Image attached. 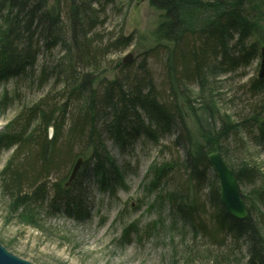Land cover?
Wrapping results in <instances>:
<instances>
[{
  "label": "trees",
  "instance_id": "16d2710c",
  "mask_svg": "<svg viewBox=\"0 0 264 264\" xmlns=\"http://www.w3.org/2000/svg\"><path fill=\"white\" fill-rule=\"evenodd\" d=\"M116 1L0 0V81L34 77L44 83L50 75L63 89L23 108L0 133V151L13 149L0 173V192L9 199L10 213L28 226H37L36 214L43 207L52 215L86 217L84 172H91L105 187L120 182L127 172L126 164L120 166L111 156L109 141L124 153L142 138L155 145L171 140L182 156L175 162L154 164L143 187L154 191L163 183L171 184L173 190L165 197L159 194L158 201L167 199L175 220L189 224L209 246H238L247 253L246 264H264V175L247 162L232 165L226 144L231 139L237 143L241 136L264 151V77L241 86L246 96L241 115L223 114L216 130L200 127L203 144L195 145L180 104L186 103L193 114L195 106L215 113L212 95L203 86L217 74L250 67L260 57L264 35L261 42L251 40L258 28L264 32V25L247 20L246 5L240 0L206 4L202 0H150L162 12L154 31L158 45L144 53L138 67L116 62L110 80L97 75L102 59L133 43L124 34L98 41L101 37L96 31ZM196 8L209 14L208 18L189 26ZM57 49L63 56L50 68L45 58ZM162 50L163 68L171 81L167 80L166 87L158 84L144 62L157 61ZM41 58L44 64L36 76ZM84 68L89 73L80 71ZM189 85L199 90L190 97ZM213 152L222 154L240 187L252 188L246 196L242 194L249 212L245 220L232 217L222 204L220 181L208 160ZM79 158L84 163L70 182ZM205 188L208 194L201 197ZM137 229L129 226L124 243L132 240Z\"/></svg>",
  "mask_w": 264,
  "mask_h": 264
},
{
  "label": "rangeland",
  "instance_id": "374dc122",
  "mask_svg": "<svg viewBox=\"0 0 264 264\" xmlns=\"http://www.w3.org/2000/svg\"><path fill=\"white\" fill-rule=\"evenodd\" d=\"M202 1L206 4L210 0ZM240 1L246 5L244 11L249 15L247 20L253 25L257 23L263 26L264 0ZM195 11L189 26H197L199 20L206 21L208 18L209 14L205 15L204 10L196 8ZM161 14L150 4V0H117L108 7L106 22L96 31L101 37L98 41L103 38L106 42L124 34L133 38V43L122 52L103 58L97 75L111 80L115 74V63L123 62L129 54H132V62L126 65L136 63L138 67L144 53L158 45L154 31L161 22ZM263 35L264 32L258 28L251 42H261ZM263 49L261 47V53ZM164 53V50L160 51L157 61L155 58L144 62L149 72L157 78L158 84L162 83L166 87L169 78H166L163 68L166 58ZM52 55L45 58L50 68L60 63L63 52L57 49ZM260 63L261 54L250 67L207 79L203 91H209L212 95L211 103L216 107L215 113L208 110H204V113L201 110L204 106H195L196 112L193 114L188 111L186 103L180 102L187 125L195 138V145L203 144L200 127L216 130L223 114L238 117L243 113L246 96L241 92V86L254 77L260 78ZM43 64L41 58L35 68L36 76ZM80 71L89 73L88 68ZM47 79L44 83H39L34 77L28 80L7 78L0 81V133L23 108L33 105L49 92L55 95L63 91L55 77L48 75ZM188 89L189 97L199 91L193 85H189ZM201 104L199 101L198 105ZM203 115L205 120L199 124ZM52 134L53 130H50L49 137ZM241 138L238 137L237 143L232 139L226 143L230 163L235 166L242 162L250 163L261 169L264 175V151L245 137ZM170 141L164 139L155 145L142 138L124 153L109 141L107 146L111 156L120 166L126 164L127 172L120 182L108 187L101 185L88 170L84 172L83 184L88 194L89 212L83 218L74 215L68 217L63 213L52 215L43 207L36 214L37 226H28L21 222L19 215L10 213L9 199L0 192V244L9 253L31 264H246L247 253L241 247L209 246L208 240L196 235L189 224L173 218L167 199L158 201L159 194L165 197L173 190L171 184L163 183L154 191L143 187L154 164L175 162L182 156V150L174 147ZM12 154L13 149L0 151V173ZM207 188L201 197L208 194ZM240 188L245 196L252 191L250 186ZM193 192L192 189L190 193ZM260 207H257L255 214L259 215ZM132 224L136 225L138 231L132 234L130 242L124 243V232Z\"/></svg>",
  "mask_w": 264,
  "mask_h": 264
},
{
  "label": "water",
  "instance_id": "95a60500",
  "mask_svg": "<svg viewBox=\"0 0 264 264\" xmlns=\"http://www.w3.org/2000/svg\"><path fill=\"white\" fill-rule=\"evenodd\" d=\"M132 54H129L123 59V63H131ZM264 76V49L261 53V63H260V74L259 77ZM210 164L213 166L219 181H220V195L223 206L229 212V214L238 219L245 220L248 217V209L245 201L243 200L241 188L238 183L237 178L234 175L233 170L230 168L228 163L225 161L224 157L219 152H213L208 156ZM84 163L83 158H79L73 168L70 182L74 180L78 172L80 171ZM0 264H31L23 259L16 257L15 255L9 253L0 244Z\"/></svg>",
  "mask_w": 264,
  "mask_h": 264
}]
</instances>
